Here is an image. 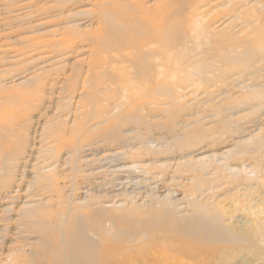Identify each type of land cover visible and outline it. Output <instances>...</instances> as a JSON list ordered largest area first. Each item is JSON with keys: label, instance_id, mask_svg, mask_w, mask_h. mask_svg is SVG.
<instances>
[{"label": "rangeland", "instance_id": "374dc122", "mask_svg": "<svg viewBox=\"0 0 264 264\" xmlns=\"http://www.w3.org/2000/svg\"><path fill=\"white\" fill-rule=\"evenodd\" d=\"M75 1L79 0H0V126L10 125L14 130L26 126L25 146L17 162L18 168L25 165V169L13 174L16 179L20 171L23 173L16 193L18 205L11 206L10 220L1 224L7 229L0 235L2 253L6 255L8 245L22 249L25 244L24 235L19 234L23 222L17 211L24 199L39 202L51 199L56 211L65 210L77 200L90 201L95 211H107L111 223L109 237L119 236L122 230L145 231L147 234L139 242L127 236L118 239L127 248L138 246L140 259L159 250L162 264H196L201 259L192 257L193 253L227 247L225 243L214 244L201 231L192 230L188 234L171 231L178 223L196 218L205 226L239 230L249 219L264 222V98L254 108L236 105L243 88L254 84V76L247 72L232 77L240 72L239 68L226 65L222 69L229 74L223 82L213 80L177 104L141 103L140 126L123 121V116L128 114L124 108L112 109L114 104L127 101L115 94L109 104H104L109 108L108 115L101 113L99 120L106 119L104 127L121 125L123 137L96 142L83 154L76 171L66 158L67 150L46 138L45 131H39L37 122H52L50 99L45 93L52 79L63 78L62 74L55 76L50 72L61 67L58 55L67 52L66 47H81L82 58L87 61L91 47H95L92 42L95 31L101 28L95 0H82L79 4ZM77 11H82L80 16H71ZM66 29L73 31L66 33ZM85 65L86 62L83 72ZM63 67L68 73L70 66ZM263 73L255 81L262 87ZM34 74L42 76L45 93L40 101L30 98L31 102L22 96L24 90L20 84L26 79L23 76ZM214 74L218 72L209 78ZM73 107L71 114L77 109ZM79 109L76 114L80 115L84 109ZM71 114L62 117L67 120V126L72 125ZM195 130L199 131L196 135L192 134ZM31 146L35 151L46 148L51 151L46 159L38 154L25 158ZM4 148L2 152L6 153L8 149ZM48 159L58 160L55 176L64 187V194L72 196L69 203L60 205L50 191L28 185L32 167L48 165ZM197 178L199 184L195 182ZM14 185L13 181L9 189ZM9 189L1 190L0 194ZM106 216L95 220H104ZM28 236L31 243L37 238L33 234ZM95 241L98 252L112 246V242L98 238L97 233ZM236 249L238 253L232 261L243 264L249 256ZM101 262L95 258V264Z\"/></svg>", "mask_w": 264, "mask_h": 264}, {"label": "bare ground", "instance_id": "6f19581e", "mask_svg": "<svg viewBox=\"0 0 264 264\" xmlns=\"http://www.w3.org/2000/svg\"><path fill=\"white\" fill-rule=\"evenodd\" d=\"M75 2L79 4L82 0ZM95 9L101 28L95 31V42L92 41L95 47H91L90 58L87 61L82 58L81 47H66L67 52L58 55L61 67L50 71L55 76L62 74L63 78L52 79L46 93L41 86V75L23 76L26 79L20 84L24 90L22 96L31 102L30 98L40 101L44 93L50 99L52 122H37L35 126L41 127L39 131H45V137L53 139L60 149L67 150L66 158L74 164L75 171L83 154L96 142L123 137L121 125L104 127L106 119L99 120L100 115H108L109 108L104 104H109L115 94L127 101L119 105L111 103L112 109L124 108L128 114L123 116V121L140 126L143 123L138 115V110L143 109L141 103L146 106H159L163 101L177 104L213 80L223 82L229 71L222 68L227 65L240 69L232 77L241 71L254 76V84L243 88L236 105L254 108L262 102L264 87L255 81L264 71V0H95ZM81 12L71 16H80ZM65 31L70 33L73 29ZM65 64L70 66L68 73L64 72ZM214 72L218 75L209 78ZM54 96L56 100H51ZM73 106L77 109L71 114ZM79 108L84 109L80 115L76 114ZM70 114L72 125L67 126V120L62 117ZM95 119L99 121L93 122ZM9 126H0V191L9 189L13 181L16 185L0 194V235L7 232L1 224L10 220L11 206L18 205L16 193L23 173L20 171L16 179L13 174L25 169V165L18 168L17 162L25 146L26 126L18 130ZM198 133L195 130L192 134ZM4 146L8 149L6 153L2 152ZM33 146L25 158L38 154L46 159L51 151L47 148L35 151ZM47 161L48 165L32 167L28 185L50 191L60 205L69 203L72 196L64 194V187L55 176L58 160ZM195 182L201 181L197 178ZM50 201L24 199L19 202L23 204L17 209L23 222L19 234L24 235L25 244L22 249L8 245L5 255L0 236V264H95L97 257L101 264H162L159 250L140 259L138 246L127 248L118 239L127 236L139 242L147 234L145 231L122 230L119 236L109 237L111 223L105 209L95 211L90 201L77 200L65 210L56 211ZM105 216L104 220H95ZM199 222L195 218L185 221L186 224L178 223L171 231L180 234L201 231L214 244L225 243L227 247L193 253L192 257L201 259L196 264H234L237 247L249 256L243 264H264V222L261 220H246L239 230ZM96 233L98 238L112 242V246L98 252ZM29 234L37 236L32 243Z\"/></svg>", "mask_w": 264, "mask_h": 264}]
</instances>
